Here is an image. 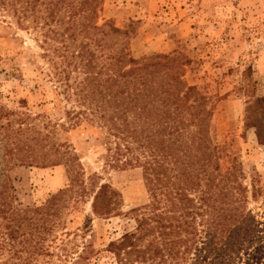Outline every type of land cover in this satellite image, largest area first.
Wrapping results in <instances>:
<instances>
[{"label":"trees","instance_id":"16d2710c","mask_svg":"<svg viewBox=\"0 0 264 264\" xmlns=\"http://www.w3.org/2000/svg\"><path fill=\"white\" fill-rule=\"evenodd\" d=\"M99 2L0 0L2 22L37 35L47 61L41 71L62 112L53 120L24 109V99L13 109L0 105L4 166L64 164L69 177L66 188L32 206L19 207L11 183L0 188V264L31 263L35 233L50 232L69 193L87 194L94 187L95 216L120 213V192L96 172L86 181L75 146L59 136L79 126L103 148V171L138 167L149 194L147 203L127 211L135 227L107 244L115 264L196 261L202 231L217 255L224 238L223 251L233 243L255 241L256 249L247 254L264 264V222H250L240 215V205L234 207L236 201L241 207L246 202V186L236 177L218 176L208 98L182 79L183 56L173 52L134 59L122 39L129 29L97 25ZM244 121L264 145V95L248 100ZM250 185L255 195L257 186ZM234 190L240 198L234 199ZM237 217L242 219L234 229L231 220ZM233 235L236 242L230 241ZM216 263L221 261L210 262Z\"/></svg>","mask_w":264,"mask_h":264},{"label":"rangeland","instance_id":"374dc122","mask_svg":"<svg viewBox=\"0 0 264 264\" xmlns=\"http://www.w3.org/2000/svg\"><path fill=\"white\" fill-rule=\"evenodd\" d=\"M96 22L98 26L129 29L122 39L134 59L173 52L183 56L179 64L182 79L208 98L209 135L219 155L218 176L236 177L246 186V202L241 207L236 201L234 207L240 205V215L244 213L248 221L263 223L264 145L258 142L255 128L245 126L244 115L248 100L264 95V0H100ZM12 27L0 19V105L13 109L24 99V109L49 119L60 118L62 112L54 100L51 82L41 71L47 61L35 41L37 35ZM89 134L79 126L59 136L75 146L86 181L96 172L101 174V181L120 192V213L106 218L95 216L91 207L94 187L90 186L87 194L69 193L59 215L53 218L50 232L35 233L36 248L30 264H115L107 244L135 227L127 211L149 201L141 169L103 171V148L93 138L88 139ZM66 171L64 164L7 169L0 155V188L11 183L19 207L38 205L68 186ZM251 182L257 186L255 195ZM234 197L240 198L236 190ZM242 217L231 220L234 229ZM201 233L198 260H179L177 264H210L214 260L221 264H255L247 254L256 249L255 241L241 246L233 243L223 251L224 236L221 255H217ZM234 235L232 242H236Z\"/></svg>","mask_w":264,"mask_h":264}]
</instances>
